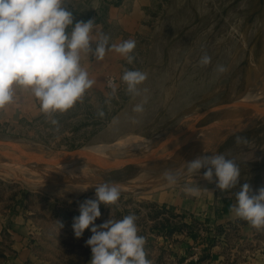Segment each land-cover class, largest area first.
Returning <instances> with one entry per match:
<instances>
[{"label":"rangeland","instance_id":"374dc122","mask_svg":"<svg viewBox=\"0 0 264 264\" xmlns=\"http://www.w3.org/2000/svg\"><path fill=\"white\" fill-rule=\"evenodd\" d=\"M150 16V29L129 38L136 41L134 60H126L114 75V96L106 79L67 112L0 123L2 139L66 150L93 146L105 154L101 160L85 159L87 164L75 169L79 159L58 168L0 165V264H86L91 249L85 242L92 233L86 229L77 239L73 219L105 182L118 184L121 196L118 205L101 204L95 223L135 215L152 264L232 263L227 246L210 247L208 225L202 224L201 241L187 231L181 245L171 237L172 243L162 248L149 236V220L160 216L157 224L174 228V236L183 216L168 210L166 200L155 201L156 194L179 184H211L203 179L205 169L190 172L187 162L223 154L238 165L241 177L264 161V0H155ZM205 53L211 64L203 67L199 61ZM217 65L227 71L217 72ZM126 69L148 74L139 96L126 93ZM240 101L248 105H234ZM137 104H143L142 113L133 112ZM99 111L105 115L100 117ZM249 116L252 122H244ZM52 119L58 123L53 125ZM238 124L245 125L232 132ZM130 136L145 146L129 141ZM159 140H165L164 147L155 153ZM118 159L121 166L109 167ZM169 172L176 176L175 184L165 178ZM222 241L219 236L215 245Z\"/></svg>","mask_w":264,"mask_h":264},{"label":"clouds","instance_id":"9594fccd","mask_svg":"<svg viewBox=\"0 0 264 264\" xmlns=\"http://www.w3.org/2000/svg\"><path fill=\"white\" fill-rule=\"evenodd\" d=\"M64 2L0 0V109L13 103L17 88L23 87L39 101L40 111L46 116L67 112L83 100L95 83L81 66L82 54L91 53L97 60H103L106 51L112 50L129 64L133 62L135 40L112 44L109 49L108 35L101 32L94 37L92 34L95 19L74 22ZM199 64L210 65L211 57L205 53ZM216 71L224 73L227 69L217 65ZM147 78V72L126 69L122 76L126 93L139 96L140 86ZM109 87L114 96L116 85L109 81ZM143 111V104L133 108L135 113ZM98 115L103 117L105 113L99 111ZM51 123L56 125L58 121L52 119ZM186 165L190 172L205 169L203 179L213 182L215 178L216 187L221 191L239 183L238 165L223 154L197 157ZM165 178L170 184L176 183V176L170 172ZM186 191L195 194L198 190L187 188ZM120 196L118 184L97 185L95 199L81 204L79 216L73 219L74 235L79 239L90 229L92 235L85 244L91 249V264H152L146 258V239L138 235L135 215L124 216L121 220L109 218L99 225L95 223L101 217V204L105 207L118 205ZM235 198L236 203L231 207L234 215L257 230L264 228V187L254 193L249 183H243ZM56 222L60 229L63 228L62 222Z\"/></svg>","mask_w":264,"mask_h":264},{"label":"crops","instance_id":"0c3cea01","mask_svg":"<svg viewBox=\"0 0 264 264\" xmlns=\"http://www.w3.org/2000/svg\"><path fill=\"white\" fill-rule=\"evenodd\" d=\"M154 2L155 0H65L64 6L72 12L74 22L95 19L92 34L94 37L101 32L108 35L110 49L112 44L134 38L136 34L150 29L148 22ZM71 28L72 26L68 28V32ZM125 61L126 59L115 51L108 50L103 60H97L91 53L82 54L81 66L86 69L89 78L95 80L92 87H97L104 85L108 74L118 75ZM40 113L39 101L30 90L20 87L16 90L14 102L0 109V123L13 121L23 116L34 117ZM246 119L244 120L246 123L251 121L250 116ZM244 125L233 126L235 130L232 132H238L236 129L238 127L241 129ZM243 183H249L254 193L264 187V161L257 165L254 171L239 177V183L226 191L219 190L213 180L206 186L194 187L198 190L195 194L188 193L187 187L182 184L177 185L176 188L173 187L166 194H156L155 201L166 200V208L182 215L183 220H180L182 224L177 227L175 232L178 231L172 236L168 234V226L157 224L161 217H154L149 220L151 225L149 236L157 239L162 248L172 243L171 237L178 238L176 244L181 245L187 231L194 234L199 242L203 236L202 224H206L211 230L209 235L212 240L210 244L212 250L227 246V250L230 251L229 255L232 257L229 260L232 263L227 262V264H264V228L260 230L253 228L245 220L237 218L231 211L232 205L236 203L235 193L240 190ZM186 223L188 225L185 226ZM235 233L236 236H233ZM219 236L223 238L221 246L215 245ZM219 253L220 257L225 255L221 251ZM191 263L197 264L194 261ZM222 264H226V260H223Z\"/></svg>","mask_w":264,"mask_h":264},{"label":"water","instance_id":"95a60500","mask_svg":"<svg viewBox=\"0 0 264 264\" xmlns=\"http://www.w3.org/2000/svg\"><path fill=\"white\" fill-rule=\"evenodd\" d=\"M234 105L247 106L248 104L240 101ZM238 127L236 130H239ZM165 140H159L157 147L153 150L155 153H159L164 147ZM115 146V145H114ZM91 146H84L76 149L66 150L55 148L48 144L26 140V139H13L6 140L0 138V165L4 164H29L35 168L39 164H52L55 167H59L64 162L77 161L83 156H89L91 158L90 148ZM173 148V147H172ZM172 148L170 151H172ZM151 148L148 147V151ZM104 157V153L102 155ZM117 157L115 156V159ZM130 159H123V163ZM109 167H114L111 163ZM92 253L89 252L86 264H91Z\"/></svg>","mask_w":264,"mask_h":264},{"label":"bare ground","instance_id":"6f19581e","mask_svg":"<svg viewBox=\"0 0 264 264\" xmlns=\"http://www.w3.org/2000/svg\"><path fill=\"white\" fill-rule=\"evenodd\" d=\"M242 121H243V120H242ZM130 137H131V136H130ZM162 137H163V136H162ZM131 138H132V139L129 140V141H132V140H133V137H131ZM139 139H141V138H139ZM143 139H144V141H145L146 138H143ZM136 140H137V139H136ZM147 140H148V139H147ZM147 140H146V141H147ZM124 141L126 142V140H124ZM134 141H135V139H134ZM134 141H132V142H134ZM144 141H143V142H144ZM156 141H157V140H156ZM138 142H140V141H138ZM138 142H136V143L134 142V143L137 144ZM147 142H148V141H147ZM149 142H150V141H149ZM140 143H141V142H140ZM140 143H138V145H139ZM146 144H147V143H146ZM140 145H142V143H141ZM143 145H144V144H143ZM143 145H142V146H143ZM174 145H175V144H174ZM213 145H214V144H213ZM121 146H122V145H121ZM144 146H145V145H144ZM94 148H96V147H94ZM170 148H172V147H170ZM89 151H90V153H91L90 156H91L92 159H94V160H101V159L103 158V157H101V156L103 155V153H101V151L99 150V148H98V149H93V146H92V149L90 148ZM204 152H205V151H204ZM104 155H105V154H104ZM201 155H202V154H201ZM88 158H90V157H89V156H83V157H81V158L78 160V162L75 163L77 167L74 166V169H75V168H79V167L82 168L83 165H86V164H87L86 161H88V160H85V159H88ZM109 158H110V157H109ZM103 160H104V159H103ZM106 160H107V159H106ZM111 160H112V159H110V161H111ZM73 162H74V161H73ZM97 162H98V161H97ZM106 162H107V161H106ZM106 162L103 163V162L101 161V162H99V163H100V164H107ZM66 163H67V162H66ZM71 163H72V162H71ZM71 163H68V164L70 165ZM62 164H63V163H62ZM77 164H78V165H77ZM121 164H122V159H118V160H115V161L113 162V165H114L115 167H116V166H121ZM72 165H73V164H72ZM72 165H70V167H71ZM67 166H68V165L65 164V165H64V168L67 169V168H68ZM61 167H62V166H61ZM61 167H60V168H61ZM62 168H63V167H62ZM62 168H61V170H59V171H62ZM64 168H63V170H65ZM72 168H73V167H72ZM72 168H71V169H72ZM83 168H86V167H83ZM71 169H70V170H71ZM70 170H69V171H70ZM76 170H77V169H76ZM72 171H74V170H72Z\"/></svg>","mask_w":264,"mask_h":264},{"label":"built area","instance_id":"2783aa9c","mask_svg":"<svg viewBox=\"0 0 264 264\" xmlns=\"http://www.w3.org/2000/svg\"><path fill=\"white\" fill-rule=\"evenodd\" d=\"M107 83L109 84V81H111L113 84L115 83L116 81V77L114 75H111V74H108L107 77Z\"/></svg>","mask_w":264,"mask_h":264},{"label":"trees","instance_id":"16d2710c","mask_svg":"<svg viewBox=\"0 0 264 264\" xmlns=\"http://www.w3.org/2000/svg\"><path fill=\"white\" fill-rule=\"evenodd\" d=\"M67 31H69V30L67 29ZM153 206H154V205H153ZM154 217H158V216H154ZM186 225H188V224L186 223L185 226H186ZM175 228H176V227H175ZM173 231H174V228H172L171 230H169V231H168V234H172Z\"/></svg>","mask_w":264,"mask_h":264}]
</instances>
